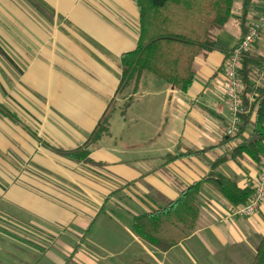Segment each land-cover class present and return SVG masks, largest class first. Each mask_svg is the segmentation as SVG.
I'll list each match as a JSON object with an SVG mask.
<instances>
[{"label": "crops", "instance_id": "obj_1", "mask_svg": "<svg viewBox=\"0 0 264 264\" xmlns=\"http://www.w3.org/2000/svg\"><path fill=\"white\" fill-rule=\"evenodd\" d=\"M139 18L134 0H0V236L52 264H252L264 204L236 216L239 206L207 179L253 189L264 165L233 155L254 136L264 31L246 56L257 65L236 138L225 133L224 93L226 53L264 18V0L245 23L235 0L230 22L215 32L226 53L198 57L185 93L151 75L136 94L118 93ZM128 98L125 108L111 107ZM107 110L88 159L63 155L86 145ZM197 182L200 213L186 239L164 252L136 235L135 217L163 211Z\"/></svg>", "mask_w": 264, "mask_h": 264}, {"label": "trees", "instance_id": "obj_2", "mask_svg": "<svg viewBox=\"0 0 264 264\" xmlns=\"http://www.w3.org/2000/svg\"><path fill=\"white\" fill-rule=\"evenodd\" d=\"M134 1L139 11L140 35L135 50L122 56V77L118 93L131 90L136 94L145 75H151L181 92H188L196 77L195 60L214 51L226 53L216 41L215 32L224 29L230 22L235 0ZM255 1L257 0H240L244 23ZM230 53L231 51L226 53V59ZM253 65L257 64L245 57L240 71L245 94L250 89ZM257 105L254 136L239 145L233 151V155L246 154L254 162L262 163L264 161V94L257 101ZM110 112L107 110L86 145L76 151L65 152L63 155L74 160L86 161L92 144L106 131ZM242 119L246 120L245 115H242ZM244 126L242 123L239 134ZM207 180L211 181L235 206L247 204L253 195V189H241L234 181L221 175L211 174ZM201 186L202 182L194 183L163 211L135 217L133 229L136 235L152 247L164 252L186 239L195 230L199 218L198 196ZM252 264H264V237Z\"/></svg>", "mask_w": 264, "mask_h": 264}, {"label": "built area", "instance_id": "obj_3", "mask_svg": "<svg viewBox=\"0 0 264 264\" xmlns=\"http://www.w3.org/2000/svg\"><path fill=\"white\" fill-rule=\"evenodd\" d=\"M264 31V18L253 24L242 37L239 44L231 51L225 63V101L230 113V120L226 127V135L230 138L240 133L242 115L245 113V85L240 78V71L245 57L253 49L254 45ZM264 204V165L261 168L257 183L253 188V195L250 201L239 206L235 215L239 217H251Z\"/></svg>", "mask_w": 264, "mask_h": 264}, {"label": "rangeland", "instance_id": "obj_4", "mask_svg": "<svg viewBox=\"0 0 264 264\" xmlns=\"http://www.w3.org/2000/svg\"><path fill=\"white\" fill-rule=\"evenodd\" d=\"M130 94H132V92ZM122 96L123 94L120 95V99L122 98ZM131 100H132L131 98H128L126 99L125 102L115 101L111 107L116 108L120 106L122 108H125V106H127V104ZM5 241H9V237L5 239L0 236V264H52V263H48L43 258V254L41 252L31 251L26 246L20 244L14 246L13 248L12 246L6 244ZM125 264H135V263H125Z\"/></svg>", "mask_w": 264, "mask_h": 264}]
</instances>
